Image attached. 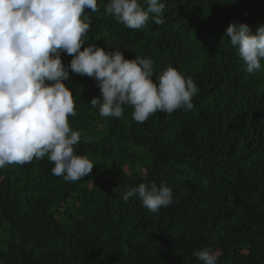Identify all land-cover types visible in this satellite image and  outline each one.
<instances>
[{
  "label": "trees",
  "instance_id": "16d2710c",
  "mask_svg": "<svg viewBox=\"0 0 264 264\" xmlns=\"http://www.w3.org/2000/svg\"><path fill=\"white\" fill-rule=\"evenodd\" d=\"M90 18L86 43L172 65L198 87L191 110L157 112L145 122L103 118L88 103L93 78L70 71L89 176L66 182L47 156L0 169V264H264V67L248 73L225 29L264 23V0H166L164 23L134 30L104 12ZM65 65L71 56L62 53ZM264 65V61H261ZM155 79V77H154ZM166 182L175 203L152 213L128 187Z\"/></svg>",
  "mask_w": 264,
  "mask_h": 264
},
{
  "label": "clouds",
  "instance_id": "9594fccd",
  "mask_svg": "<svg viewBox=\"0 0 264 264\" xmlns=\"http://www.w3.org/2000/svg\"><path fill=\"white\" fill-rule=\"evenodd\" d=\"M166 6V0H107L103 8L117 23L139 30L150 19L162 25ZM85 9L98 11V0H0V169L47 156L51 173L66 182L91 174L94 163L74 147L81 133L68 122L77 115L65 83L70 71L95 80L99 95L88 103L103 118H120L131 106L132 119L143 123L157 112L194 107L196 83L172 65L156 76L149 57L127 59L121 50L86 43ZM224 36L248 73L264 67V23L253 32L246 23L230 22ZM62 53L71 56L67 65ZM133 197L152 213L175 203L163 181L141 182L123 192L125 202ZM219 255L210 246L195 252L201 264H219Z\"/></svg>",
  "mask_w": 264,
  "mask_h": 264
}]
</instances>
